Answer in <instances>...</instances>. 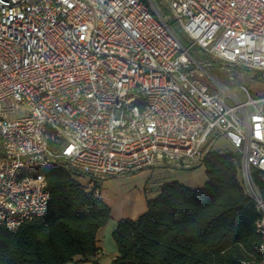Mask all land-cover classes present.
<instances>
[{
  "label": "built area",
  "instance_id": "1",
  "mask_svg": "<svg viewBox=\"0 0 264 264\" xmlns=\"http://www.w3.org/2000/svg\"><path fill=\"white\" fill-rule=\"evenodd\" d=\"M244 71L264 80V0H0V227L44 216V169L99 197L111 177L200 166L219 136L264 256V95Z\"/></svg>",
  "mask_w": 264,
  "mask_h": 264
},
{
  "label": "trees",
  "instance_id": "2",
  "mask_svg": "<svg viewBox=\"0 0 264 264\" xmlns=\"http://www.w3.org/2000/svg\"><path fill=\"white\" fill-rule=\"evenodd\" d=\"M200 166L207 177L202 187L166 182L136 219L118 221L112 234L118 255L110 264H264L257 251L260 212L240 180L239 154L209 152ZM42 172L47 211L15 232L0 227V264H68L75 255L82 260L73 264H81L100 251L96 233L110 207L67 169Z\"/></svg>",
  "mask_w": 264,
  "mask_h": 264
},
{
  "label": "crops",
  "instance_id": "3",
  "mask_svg": "<svg viewBox=\"0 0 264 264\" xmlns=\"http://www.w3.org/2000/svg\"><path fill=\"white\" fill-rule=\"evenodd\" d=\"M206 180L203 166L175 169L163 168L161 165L105 180L99 188V197L110 207V219L96 233L95 244L100 254L81 264H110L118 255L112 236L118 221L122 218L136 219L147 209V201L159 195L162 184L178 181L187 187L199 188ZM80 260L82 257L75 255L68 264Z\"/></svg>",
  "mask_w": 264,
  "mask_h": 264
},
{
  "label": "rangeland",
  "instance_id": "4",
  "mask_svg": "<svg viewBox=\"0 0 264 264\" xmlns=\"http://www.w3.org/2000/svg\"><path fill=\"white\" fill-rule=\"evenodd\" d=\"M242 75L244 79L241 82H243L249 88L252 95L254 96L264 95V80H262L260 72L244 71L242 72ZM238 95L240 96V98L242 99L244 98L243 94L240 91H238ZM213 145L215 146L216 149H223L227 151L231 150L230 145L225 141L223 137L217 136V138L214 140ZM80 177H81L80 181L82 183V188L84 189L87 188V186L85 185L86 177L83 175H81ZM111 178H115V177H111Z\"/></svg>",
  "mask_w": 264,
  "mask_h": 264
}]
</instances>
